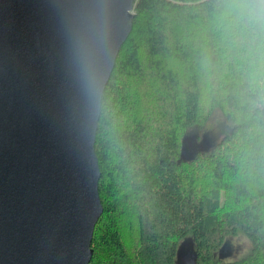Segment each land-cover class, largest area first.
Segmentation results:
<instances>
[{
    "label": "trees",
    "instance_id": "1",
    "mask_svg": "<svg viewBox=\"0 0 264 264\" xmlns=\"http://www.w3.org/2000/svg\"><path fill=\"white\" fill-rule=\"evenodd\" d=\"M133 4L95 132L88 264H176L179 249L194 264H264V0ZM216 108L231 130L197 149L189 131ZM239 231L251 249L225 258Z\"/></svg>",
    "mask_w": 264,
    "mask_h": 264
},
{
    "label": "water",
    "instance_id": "2",
    "mask_svg": "<svg viewBox=\"0 0 264 264\" xmlns=\"http://www.w3.org/2000/svg\"><path fill=\"white\" fill-rule=\"evenodd\" d=\"M133 2L0 0V264L90 262L95 132Z\"/></svg>",
    "mask_w": 264,
    "mask_h": 264
},
{
    "label": "rangeland",
    "instance_id": "3",
    "mask_svg": "<svg viewBox=\"0 0 264 264\" xmlns=\"http://www.w3.org/2000/svg\"><path fill=\"white\" fill-rule=\"evenodd\" d=\"M210 115L203 126L196 128L193 132L192 130L189 131L193 136L191 137L193 139L191 145L197 149L208 146L231 130V124L218 108L212 110ZM225 241L228 243L224 249L225 258L239 259L251 249V241L241 231L234 236H227Z\"/></svg>",
    "mask_w": 264,
    "mask_h": 264
}]
</instances>
